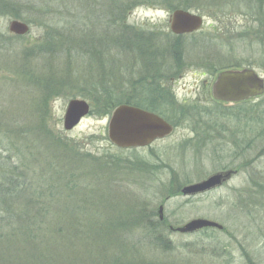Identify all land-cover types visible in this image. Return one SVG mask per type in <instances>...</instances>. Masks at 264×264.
Returning <instances> with one entry per match:
<instances>
[{
    "label": "rangeland",
    "instance_id": "374dc122",
    "mask_svg": "<svg viewBox=\"0 0 264 264\" xmlns=\"http://www.w3.org/2000/svg\"><path fill=\"white\" fill-rule=\"evenodd\" d=\"M176 9L201 15V29L176 39L170 29ZM12 20L30 30L11 32ZM1 34L9 40L0 45V182L5 172L11 176L17 152L24 154L38 174L36 185L43 192L51 188L39 205L47 220L59 223L63 264H264V93L237 103L219 102L211 93L224 70L251 68L264 80V0H0ZM51 34L98 39L91 48L78 46L90 69L67 87L58 85L65 63L41 60L56 49L51 41L38 42ZM124 40L134 45H121ZM39 72L56 86L36 83ZM96 84L133 101L153 97L157 86L163 95L158 114L174 132L149 146L113 145L111 113L101 103L106 97L76 96H91ZM76 98L86 99L90 112L66 130L65 112ZM114 159L123 187L103 176ZM51 160L67 171L86 162L81 168L90 188L83 177L74 190L63 176L48 177ZM227 171L231 176L210 191L182 193L186 185ZM120 197L125 201L115 205ZM13 203L0 213V264L13 260ZM195 218L223 228L174 230ZM76 254L91 258L76 263Z\"/></svg>",
    "mask_w": 264,
    "mask_h": 264
},
{
    "label": "trees",
    "instance_id": "16d2710c",
    "mask_svg": "<svg viewBox=\"0 0 264 264\" xmlns=\"http://www.w3.org/2000/svg\"><path fill=\"white\" fill-rule=\"evenodd\" d=\"M107 24V23H106ZM108 25V26H107ZM105 25V35L107 38L106 31L110 29L109 24ZM104 28V29H105ZM103 29V30H104ZM92 29H88L87 34H91ZM115 34H113V37ZM186 34L182 35H176V39L181 40L183 37H186ZM51 38H48V36H44L38 42L42 44V47L51 41L50 47L53 48V46L56 47L55 51L52 53V56L49 57V55H42L43 50H41L42 58L41 60H45L46 58H49L51 61H53L54 58H58L57 67H60L62 64L65 63V68H62L64 73V80L59 82L60 87H67L69 86V82L80 79L81 77L85 76L88 72V64L86 63V58L80 59L81 51H79V45L82 47H92L94 46L95 40H98L97 38H94L93 35H85L84 37L78 36V34L73 35H65L64 38L57 37L55 34H51ZM105 38V39H106ZM100 39V38H99ZM9 39L4 35H0V45L6 44ZM121 45H125L127 47L130 42L127 41H120ZM132 43V42H131ZM130 45H134L133 43ZM38 44V43H37ZM36 44V45H37ZM101 44V43H99ZM79 48V49H78ZM145 49V47H143ZM81 50V49H80ZM79 60V61H78ZM84 61L86 64H84ZM114 61V60H113ZM62 65V67H63ZM86 65V66H85ZM37 67V66H36ZM85 69L83 70V68ZM56 68V67H55ZM92 68H96V62L95 65H93ZM77 71V75H75V72ZM95 71V70H94ZM53 72V71H52ZM51 75H49L46 78H42L41 73H37V80L36 83H41L42 81L46 84L55 87L56 85L50 80ZM49 79L46 81V79ZM55 80V78H54ZM66 81V82H65ZM48 82V83H47ZM47 90V89H46ZM46 90H44L46 92ZM49 91V90H48ZM151 91L155 93L153 97H144V99H137L132 100V97H124L118 98L115 97V95H112V89L108 88L107 86H100L96 84L92 90H90L91 96H86L85 94H77L76 96H82L87 99L93 98L95 95H97V99L101 97H106V101H102L101 103L104 105V108L107 113H111V111L121 103H127V104H133L145 109H148L150 111H153L155 113L161 112L160 107L163 106V104L160 101V97H163L162 91L159 90L157 86L152 87ZM94 92L96 94H94ZM101 93V95H98ZM93 94V95H92ZM103 94V95H102ZM122 95V94H121ZM74 96V95H73ZM115 97V98H114ZM136 99V97H135ZM127 149V148H126ZM20 152V150L18 149ZM56 156V155H53ZM26 156L24 154H19L17 152L15 162L16 165L14 167H9L11 169V173L9 176L8 172L6 173V176H4V180L0 182V213L4 214L6 211L8 212V209L10 207V201L14 202V207L12 209V212H10L11 221L8 222V224L11 225L12 228V236L14 240V255H12L13 260L11 264H63L62 260V254L59 253L58 247H59V236L56 235V231L58 229L59 223L54 220H47L43 207H41L39 204V199L44 195V193H49V190L51 188H46L45 192L42 191V186L36 185V179L34 178L37 173L33 172L32 167L28 166V163H25ZM57 157V156H56ZM107 158L112 157L111 154L106 155ZM34 161V160H32ZM59 161V160H58ZM111 162V160H110ZM86 162L79 161V164H77V168L71 169V171H67L65 166L63 167L62 162H57L51 160L49 161V168H47L48 173L46 174L48 177L50 176H63L61 178L64 179L65 182H68V188L70 190H74L75 187L78 186L80 182H78V177H83L84 185L83 187L88 189L90 188L91 184L88 181V175L85 177L84 171L82 170V166ZM109 170L107 174L103 175L109 176L119 187H123L124 182H122L123 175L120 173L121 171V164L118 161V159H114L113 162L110 163ZM31 169V172H28ZM51 171H55V175H50ZM90 174V173H89ZM97 174L100 175V172ZM38 175V174H37ZM115 175L118 176L119 183L114 180ZM46 177V176H44ZM99 178V176H96ZM42 182V180H40ZM89 183V187L87 188V184ZM77 184V185H76ZM82 185V184H80ZM115 186V187H117ZM113 196V192L110 193V197ZM107 198L106 196H104ZM103 197V200H104ZM125 201V198H118L113 200L115 202V205L118 204V202ZM39 206V207H33V206ZM108 205V204H107ZM46 209V208H45ZM47 211V209H46ZM49 213V212H48ZM73 222V221H72ZM163 223V222H162ZM84 227L88 229L87 222L84 224ZM120 229V226L118 227ZM2 237H4V233H0ZM59 235V234H58ZM89 239V237H88ZM90 240V239H89ZM1 258V257H0ZM91 258V256H81L79 257V254H76V263L87 261ZM2 260V259H1ZM70 264H73L72 262Z\"/></svg>",
    "mask_w": 264,
    "mask_h": 264
},
{
    "label": "water",
    "instance_id": "95a60500",
    "mask_svg": "<svg viewBox=\"0 0 264 264\" xmlns=\"http://www.w3.org/2000/svg\"><path fill=\"white\" fill-rule=\"evenodd\" d=\"M203 23L201 15L184 9H176L171 14L170 29L176 35L187 34L200 30ZM9 30L24 35L30 30V25L23 21L12 20L9 23ZM263 93L264 80L251 68L221 71L212 85L213 97L228 103L246 100ZM89 112L90 104L86 99L70 100L64 116V128L73 129ZM173 132L174 126L158 113L126 103L113 109L108 122L109 140L120 148L149 146L155 140L167 137ZM231 174V171L213 174L200 182L184 186L182 193L191 196L210 191L222 185ZM160 218L163 219V205L160 207ZM207 227L223 228L216 221L195 218L183 226L175 227L174 230L192 233Z\"/></svg>",
    "mask_w": 264,
    "mask_h": 264
},
{
    "label": "flooded vegetation",
    "instance_id": "af4514ba",
    "mask_svg": "<svg viewBox=\"0 0 264 264\" xmlns=\"http://www.w3.org/2000/svg\"><path fill=\"white\" fill-rule=\"evenodd\" d=\"M217 75H218V73H217ZM217 75H216V76H217ZM215 79H216V78H215ZM214 81H215V80H214ZM214 81L212 82V85H213ZM211 93H212V86H211ZM258 97H260V96L251 97V98H249V99L242 100V101H248V100H250V99L258 98ZM214 99H215V98H214ZM215 100H217V99H215ZM217 101H219V102H226V101H221V100H217ZM238 102H241V101H238ZM227 103H228V102H227ZM235 103H237V102H235Z\"/></svg>",
    "mask_w": 264,
    "mask_h": 264
}]
</instances>
